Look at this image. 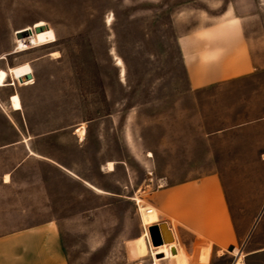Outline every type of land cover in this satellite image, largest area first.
Masks as SVG:
<instances>
[{
    "label": "rangeland",
    "instance_id": "374dc122",
    "mask_svg": "<svg viewBox=\"0 0 264 264\" xmlns=\"http://www.w3.org/2000/svg\"><path fill=\"white\" fill-rule=\"evenodd\" d=\"M233 20L254 70L191 88L180 38ZM1 68L11 85L27 84L30 129L64 131L34 145L114 193L38 156L9 173L23 155L0 152V235L54 223L68 264H175L146 249L143 190L214 171L241 235L232 245L243 264H264V252L252 254L264 248V0H0ZM105 160L125 161L128 175L124 165L103 174ZM214 251L197 264L237 258Z\"/></svg>",
    "mask_w": 264,
    "mask_h": 264
},
{
    "label": "crops",
    "instance_id": "0c3cea01",
    "mask_svg": "<svg viewBox=\"0 0 264 264\" xmlns=\"http://www.w3.org/2000/svg\"><path fill=\"white\" fill-rule=\"evenodd\" d=\"M180 44L186 73L193 89L242 77L254 70V61L239 21L209 24L191 37H181ZM26 85L17 82L14 85L0 86V135H12L10 140L0 144V152L18 149L23 155L20 161L6 171L13 173L21 165H26L27 160L38 156L58 166L68 177L89 185L95 191L97 190L93 186L103 190L101 193L113 194L112 188L100 187L93 180L84 178L75 163L69 164L49 156V151L34 145L37 137L56 135V132L64 131L30 129L29 115L20 92V87ZM6 87H10L11 93ZM15 91L21 97L22 108L14 110L10 95ZM71 131L78 135L77 130ZM108 161L113 160H105L99 167V171L105 175L113 174L120 165L126 164L125 161H113L115 169L111 170L108 169ZM124 168L127 176L128 166L124 165ZM124 187L126 183L122 185L123 189ZM143 192L145 194L142 200L148 204L140 207L139 214L144 226L146 249H165L171 253L175 264L208 263L214 250L229 248L240 239L241 235L235 229L230 214L223 181L217 172L212 171L176 184L162 185L153 190L145 189ZM160 221L167 222L175 241L155 247L151 243L149 226ZM60 245L57 225L54 223L0 235V264H25L20 259L27 252L32 256L30 264H68L61 255ZM172 247L176 248L175 252L171 251ZM259 252H264V248L257 249L252 254Z\"/></svg>",
    "mask_w": 264,
    "mask_h": 264
},
{
    "label": "bare ground",
    "instance_id": "6f19581e",
    "mask_svg": "<svg viewBox=\"0 0 264 264\" xmlns=\"http://www.w3.org/2000/svg\"><path fill=\"white\" fill-rule=\"evenodd\" d=\"M52 53L54 54L55 52H52ZM118 64L119 65H122L123 64V60L121 58H118ZM123 71H124V68H122V73H123ZM8 76H9V71L6 70V69L1 68L0 69V86H8V85H11V83H8V79H7ZM10 96L12 97L11 98V106H12V108L14 110L15 109L22 108L21 97L17 93L12 94ZM149 155H152V153L150 152ZM107 165H108V169H111V170H114L115 169V165H114V162L113 161H108L107 162ZM8 180H9V174H6L5 175V181H8ZM96 189L98 191H101L102 192V190H100L98 188H96ZM232 251L237 255V258L235 260V264H243L241 251H239L237 247H234V249ZM136 264H142V263L141 262H138Z\"/></svg>",
    "mask_w": 264,
    "mask_h": 264
},
{
    "label": "water",
    "instance_id": "95a60500",
    "mask_svg": "<svg viewBox=\"0 0 264 264\" xmlns=\"http://www.w3.org/2000/svg\"><path fill=\"white\" fill-rule=\"evenodd\" d=\"M149 235H151V243L155 247L160 246L161 244H164V243H169V242L175 241V237L172 234V231L169 228L166 221H160V223H158V224L150 225L149 226ZM233 249H234L233 245L228 248L229 251H232ZM171 251L175 252L176 248L172 247ZM161 256H159V257H161Z\"/></svg>",
    "mask_w": 264,
    "mask_h": 264
},
{
    "label": "built area",
    "instance_id": "2783aa9c",
    "mask_svg": "<svg viewBox=\"0 0 264 264\" xmlns=\"http://www.w3.org/2000/svg\"><path fill=\"white\" fill-rule=\"evenodd\" d=\"M17 81H18V83H21V81H20L19 79H18ZM24 82H25V81H24Z\"/></svg>",
    "mask_w": 264,
    "mask_h": 264
}]
</instances>
